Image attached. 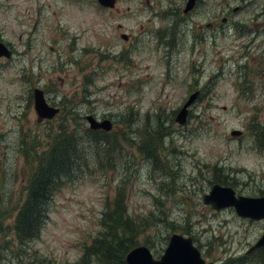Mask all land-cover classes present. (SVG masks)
<instances>
[{"label": "rangeland", "instance_id": "obj_1", "mask_svg": "<svg viewBox=\"0 0 264 264\" xmlns=\"http://www.w3.org/2000/svg\"><path fill=\"white\" fill-rule=\"evenodd\" d=\"M186 3L0 0V41L11 51L0 56V264H83L119 188L138 221L166 217L138 236L156 258L189 228L207 261L264 264V249L248 253L264 219L203 201L217 174L239 194L264 195V0H197L188 14ZM36 87L60 108L56 118L39 121ZM67 112L70 125L89 126V114L113 121L110 158H90L87 173L56 192L40 235L20 244L12 226L34 141L41 151ZM154 136H165L159 157L141 150Z\"/></svg>", "mask_w": 264, "mask_h": 264}, {"label": "trees", "instance_id": "obj_2", "mask_svg": "<svg viewBox=\"0 0 264 264\" xmlns=\"http://www.w3.org/2000/svg\"><path fill=\"white\" fill-rule=\"evenodd\" d=\"M69 114L73 113L67 112L62 116L64 124L50 134L49 143L41 151L38 152L42 146L39 137H36L34 141L35 163L32 176L27 184L26 198L19 207L12 226L15 239L20 244H27L40 235L56 192L65 187L64 185L69 181L82 178L91 168L90 158L94 161L99 155L110 158V134L103 130H93L89 126L70 125ZM155 137L144 140L141 150L147 155L159 157L160 144H163L162 140L165 136L161 137L158 143L155 142ZM227 180H230L227 176L224 178L217 174L211 184L234 186ZM118 190L122 192V195L119 194L113 202L106 199L107 206L103 212L101 224L102 232L94 238L90 246L85 248L83 264H92L90 260L94 256L99 257L103 264H128L125 256L130 249L139 245L140 230L146 231L152 224L158 227V221L166 222L165 216L154 213L138 221L129 211L124 191L120 188ZM171 227L176 231L174 223ZM184 230L186 234H191V229ZM167 238V236L164 237V239ZM145 243L148 245L147 241ZM46 264H49V260ZM228 264L239 263L238 260L236 262L232 260Z\"/></svg>", "mask_w": 264, "mask_h": 264}, {"label": "water", "instance_id": "obj_3", "mask_svg": "<svg viewBox=\"0 0 264 264\" xmlns=\"http://www.w3.org/2000/svg\"><path fill=\"white\" fill-rule=\"evenodd\" d=\"M197 0H188L184 12H190L196 5ZM106 7H114L116 0H99ZM10 50L0 41V56H9ZM198 95V91L190 95L187 102L182 106L176 116V122L184 125L188 120L190 107ZM35 110L40 119L52 118L58 112L59 108L50 105L46 99L43 89L34 90ZM90 127L95 130L110 131L113 127V121L105 118L99 120L92 114L86 116ZM241 132L234 130L233 135ZM206 204L212 205L216 210H222L233 207L236 213L241 217L251 218L253 220L264 219V195L251 196L237 193L236 189L229 185L215 183L211 186L209 192L203 196ZM264 247V233L253 244L248 252ZM128 264H215L208 262L202 255L201 250L195 245L191 235H185L181 232H173L169 238L168 245L160 258H156L147 245H139L131 249L126 255Z\"/></svg>", "mask_w": 264, "mask_h": 264}]
</instances>
